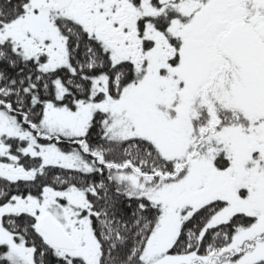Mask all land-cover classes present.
<instances>
[{
  "label": "snow or ice",
  "instance_id": "6c2138e0",
  "mask_svg": "<svg viewBox=\"0 0 264 264\" xmlns=\"http://www.w3.org/2000/svg\"><path fill=\"white\" fill-rule=\"evenodd\" d=\"M0 264H264V0H0Z\"/></svg>",
  "mask_w": 264,
  "mask_h": 264
}]
</instances>
